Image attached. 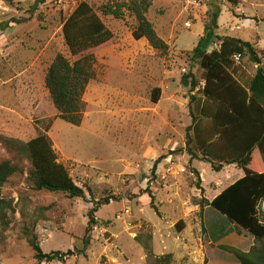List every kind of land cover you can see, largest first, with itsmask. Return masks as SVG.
<instances>
[{
	"label": "rangeland",
	"instance_id": "obj_1",
	"mask_svg": "<svg viewBox=\"0 0 264 264\" xmlns=\"http://www.w3.org/2000/svg\"><path fill=\"white\" fill-rule=\"evenodd\" d=\"M83 1L99 7L109 0H0V134L29 141L46 133L74 181L93 193L86 191L87 200H72L35 191L29 164H21L22 171L2 189L15 213L8 211L7 224L0 227V264H38L29 244L34 237L44 253H64V262L51 264H149L136 241L142 233L154 236L155 255L172 253L173 264H240L221 246L248 251L254 237L211 206L202 210L194 205V198L212 201L243 170L227 165L215 172L211 159L198 160L203 194L195 188L196 160L187 164L181 157L188 155L191 112L198 115L197 106L205 100L199 91L204 71L192 61V51L204 36L211 7L221 9L217 35L253 43L262 58L261 65L248 56L238 60L250 82L259 67L264 69V0H238L237 6L227 0H152L147 16L169 45L167 54L146 39L133 38L134 18L102 17L113 38L92 50L96 79L87 88L84 119L76 127L59 117L45 78L59 54L77 59L67 46L63 25ZM219 46L214 39L208 51ZM190 72L201 81L195 91L182 82ZM157 88L160 100L154 103ZM192 95L198 99L190 106ZM202 124L205 130L211 122ZM220 148L217 144L215 151ZM9 159L0 147V163ZM108 196L121 200L96 214L98 225L82 255L89 211ZM45 207L51 209L41 216ZM180 221L182 227L177 226Z\"/></svg>",
	"mask_w": 264,
	"mask_h": 264
},
{
	"label": "trees",
	"instance_id": "obj_2",
	"mask_svg": "<svg viewBox=\"0 0 264 264\" xmlns=\"http://www.w3.org/2000/svg\"><path fill=\"white\" fill-rule=\"evenodd\" d=\"M227 1L234 6L239 4L238 0ZM152 5V0H109L96 7L83 1L65 20L63 35L70 52L77 59L72 62L59 54L45 78L46 88L63 121L76 127L83 122L86 111L85 93L90 82L96 79V57L92 50L104 46L113 38V33L102 17L117 20H126L127 16L134 18L136 24L132 35L136 41L146 39L162 54L169 52V45L159 37L148 19ZM220 15L221 9L212 6L204 36L192 51V61L204 71V86L199 91L205 100L203 105L197 106L198 115L191 112L193 125L187 135L186 151L191 161L211 159L209 163L215 172H221L227 165H235L243 170L244 176L225 188L212 201L194 198V205L202 210L211 206L232 224L254 237L255 243L248 251L221 246L223 251L233 255L240 264H264V69L259 67L251 81L246 82L236 57L248 56L257 65L262 64V58L253 43L217 35ZM214 39H219L220 46L209 52ZM182 82L190 86L191 91L201 85V81L192 72L185 75ZM160 94L161 89L157 88L153 95L154 103L159 102ZM197 99L192 95L190 106H193V101L196 105ZM205 119H209L211 124L204 130L202 123ZM217 144L221 146L218 152L215 151ZM0 147L11 156V159L0 163V227L7 224L8 211L15 213L13 203L3 198L2 189L14 175L22 171L21 164H29L31 170L28 179L35 191L63 194L72 200H87L86 191L93 194L89 187H81L74 181L69 169L59 161L53 142L46 133L29 141L0 134ZM162 158L155 163L152 170L154 173ZM193 174L197 177L195 188L204 194L200 172L194 169ZM151 199L152 208L161 217L154 198ZM119 200L120 196H108L95 201V206L88 214L89 221L80 254H86L91 245V234L98 225L96 214L103 206L111 204V201ZM50 209L51 207L43 208L41 216ZM183 224L180 221L177 226L182 227ZM153 240L151 233H142L136 237V241L146 251L149 264H173L172 253L155 255ZM29 244L38 264L65 261L62 252L44 253L35 237L29 239Z\"/></svg>",
	"mask_w": 264,
	"mask_h": 264
},
{
	"label": "crops",
	"instance_id": "obj_3",
	"mask_svg": "<svg viewBox=\"0 0 264 264\" xmlns=\"http://www.w3.org/2000/svg\"><path fill=\"white\" fill-rule=\"evenodd\" d=\"M168 158V157H167ZM166 158V160H169V159H167ZM183 160H186L187 161V164L188 163H190V161H191V158H190V156H189V158H188V155L187 154H185V155H183V157H181ZM197 161L198 160H196V162L194 163L195 165H194V167L199 171V172H201L197 167H196V163H197ZM171 164H173L172 162H171ZM176 164V163H175ZM202 175H203V173H202ZM239 176H241L240 177V179L244 176V172H243V175L242 174H240ZM204 177V176H203ZM205 180V179H204ZM236 182V181H235ZM234 182V183H235ZM232 185V184H231Z\"/></svg>",
	"mask_w": 264,
	"mask_h": 264
},
{
	"label": "built area",
	"instance_id": "obj_4",
	"mask_svg": "<svg viewBox=\"0 0 264 264\" xmlns=\"http://www.w3.org/2000/svg\"><path fill=\"white\" fill-rule=\"evenodd\" d=\"M236 58H237V60H240V59H241V56L239 55V56H237Z\"/></svg>",
	"mask_w": 264,
	"mask_h": 264
}]
</instances>
